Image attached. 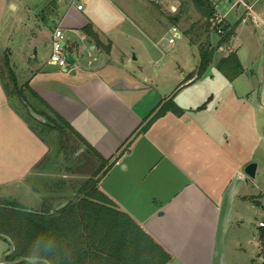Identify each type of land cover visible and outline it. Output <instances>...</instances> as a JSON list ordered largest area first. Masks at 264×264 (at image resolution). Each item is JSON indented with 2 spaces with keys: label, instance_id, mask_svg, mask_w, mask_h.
Segmentation results:
<instances>
[{
  "label": "crops",
  "instance_id": "1",
  "mask_svg": "<svg viewBox=\"0 0 264 264\" xmlns=\"http://www.w3.org/2000/svg\"><path fill=\"white\" fill-rule=\"evenodd\" d=\"M9 3L0 0V31L14 27L2 22ZM83 11L85 7L80 11L71 5L58 24L65 31L70 56L75 57L70 68L37 59V45L48 46L50 55L52 51L50 34L37 26L32 39L24 41L27 48L21 59L27 62L28 77L19 83L28 82L91 147L112 159L99 189L172 256L169 264H264V229L258 226L261 220L255 221L260 216L257 206L264 209V189L245 175L254 159L244 156V145L235 133L244 123L239 103L250 100L249 94L227 90L183 94L207 75L187 80L197 71L193 68L181 80L175 66L170 87L160 91L150 82L154 76L134 70L126 54L117 61L120 66L112 61L115 42L110 31ZM88 24L109 51L85 34ZM6 34L9 42L10 30ZM3 93L0 82L7 122L12 121L18 131L21 126L22 136L31 142V164L23 173L32 172L44 158L46 145L19 113L4 106ZM168 98L181 112L168 109L145 128ZM43 203L35 211H41Z\"/></svg>",
  "mask_w": 264,
  "mask_h": 264
},
{
  "label": "rangeland",
  "instance_id": "2",
  "mask_svg": "<svg viewBox=\"0 0 264 264\" xmlns=\"http://www.w3.org/2000/svg\"><path fill=\"white\" fill-rule=\"evenodd\" d=\"M5 1L10 3L5 20L3 19L2 22L6 21L10 25L13 23L14 27L10 26L9 42L6 34L9 30L4 28L0 31V66L3 68L4 56H6L9 67L19 80L23 81V78L28 77L25 69L27 62L21 59L23 51L27 48L24 41L32 39L33 31L39 30V26L46 29L51 37L52 32L60 27L58 24L63 15L71 5L75 4V0ZM210 1L215 4L218 16L225 18L223 27L237 25L234 36L235 46L226 43L220 47L205 74L207 75L205 80L192 89L184 90L183 94L194 91L217 93L226 90L230 93L249 94L250 100H244L243 105L241 101L239 103V110H242L241 108L244 110L242 114L244 123L238 126L235 133H239V140L244 145V156L246 158L252 156L259 167L257 176L251 180L264 189V0H244L253 7L257 18L239 3V0H231L232 3L230 0ZM155 4L157 3L154 0H84L83 13L92 17L95 23L97 21L101 28L110 31L109 36L115 42L114 51L110 56L114 63L123 59L126 54L128 59L133 60L130 64L134 70H143L144 75L154 76L150 81L154 83L151 84L154 86L158 84L160 91H166L171 85L169 76L174 66L181 80H184V75L193 68H198L200 55L197 46L191 47L184 33L196 24L200 29V24L204 23L205 19L195 9L191 0L181 2L161 0L157 4L160 8ZM173 18L178 22L174 23ZM174 26L181 34L177 36L173 45H169ZM210 34L209 38L217 42L219 37L211 31ZM37 48L39 61L57 67L50 62L48 46L40 44ZM231 52L236 53L242 68L240 75L233 80L228 79L218 69L220 59ZM120 65L117 62V66ZM195 73L189 74L186 79ZM4 97V106L11 107L19 113L18 115L32 131L36 130V135L44 142L47 151L44 158L34 165L32 172L23 173L31 164V142L22 136L21 126L18 131L12 121L7 122L9 111L1 109L0 94L2 110L0 116L4 118H0L3 120L0 124V201L12 200L35 212L42 207L41 203L44 199L50 200L61 195L62 192L70 190L69 185L72 182L79 183L87 177L74 173L71 170V160L64 159L59 152L57 131L50 129L48 132H42L43 126L28 117L27 111L16 98L6 93ZM262 201L264 204V198ZM257 208L260 210V216H256V223L264 219V209L260 206ZM9 250V244L0 240V253L5 251L0 255V259Z\"/></svg>",
  "mask_w": 264,
  "mask_h": 264
},
{
  "label": "trees",
  "instance_id": "3",
  "mask_svg": "<svg viewBox=\"0 0 264 264\" xmlns=\"http://www.w3.org/2000/svg\"><path fill=\"white\" fill-rule=\"evenodd\" d=\"M191 1L205 21L200 24V29L196 24L185 32L190 46L196 45L200 55L196 73L187 80L195 75L198 78L205 75L214 61L216 51L226 43H231L236 33V27L229 25L222 28L221 34L212 28L211 21L216 14L213 2ZM83 31L97 47L110 50L108 45L102 43L91 24L85 26ZM210 31L219 37L216 44L209 38ZM4 66H0V80L6 95L16 98L27 111L28 117L48 129L42 127V132L50 129L58 132L59 152L71 160L74 173L87 177L79 183L72 182L70 190L57 196L58 200H54L55 197L44 199L43 209L38 212H29L27 207L12 200L0 201V234L7 236L15 246L14 254L7 260L42 259L50 264H169L172 256L130 215L116 208L115 203L99 189L101 179L113 166L112 159L102 157L91 147L38 96L28 82L20 84L6 56ZM218 69L230 80L238 77L242 71L235 52L222 57ZM28 107L46 117L49 123L43 124L33 118ZM168 109L181 112L173 98H170L149 118L145 128ZM63 203L67 205L55 210L56 206ZM51 210L55 212L51 214Z\"/></svg>",
  "mask_w": 264,
  "mask_h": 264
},
{
  "label": "built area",
  "instance_id": "4",
  "mask_svg": "<svg viewBox=\"0 0 264 264\" xmlns=\"http://www.w3.org/2000/svg\"><path fill=\"white\" fill-rule=\"evenodd\" d=\"M161 0H154L155 3L159 4ZM239 3L243 4L247 10L254 15L255 11L252 6H249L246 4L243 0H239ZM75 5L78 10L82 11L84 10V0H75ZM257 18V15L255 16ZM223 20H225L224 17L218 16V14H215V17L212 19V28L217 30L218 34L223 33ZM173 37L169 39V44H174L177 36H180V32L176 26L172 28ZM52 51L50 56V61L56 65H58L63 70H68L70 68V62L68 60V56L71 55L70 52L67 50V37L65 35V31L62 27L56 28L52 35ZM91 57V54H89ZM259 228L264 229V220H261L258 224Z\"/></svg>",
  "mask_w": 264,
  "mask_h": 264
},
{
  "label": "water",
  "instance_id": "5",
  "mask_svg": "<svg viewBox=\"0 0 264 264\" xmlns=\"http://www.w3.org/2000/svg\"><path fill=\"white\" fill-rule=\"evenodd\" d=\"M177 20V19H176ZM234 41V40H233ZM68 60L69 62H73L75 60V57L73 56H68ZM3 68H5L4 63H3ZM28 110L31 114V116L33 118H35L36 120H38L39 122L43 123V124H48V120L46 117L36 113L33 108L28 107ZM257 167L258 165L253 162L251 164H249L246 168H245V174L249 177V178H255L256 177V172H257ZM67 205V203H63L62 205L56 206L55 210H59L60 208H63ZM55 210H51V214H53L55 212ZM29 212H32L31 210H28ZM0 240H4L5 242H7L9 244L10 250L8 253L4 254L1 259H0V264H22L25 262L28 263H43V264H50L48 261L46 260H42V259H31V258H21L19 260L16 261H8L7 259L12 256L14 254L15 251V246L12 243V241L5 235L0 234Z\"/></svg>",
  "mask_w": 264,
  "mask_h": 264
}]
</instances>
